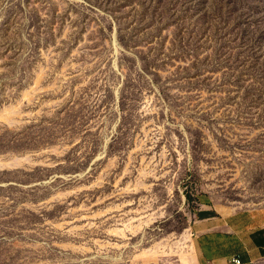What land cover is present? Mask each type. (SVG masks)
Instances as JSON below:
<instances>
[{
  "label": "rangeland",
  "instance_id": "374dc122",
  "mask_svg": "<svg viewBox=\"0 0 264 264\" xmlns=\"http://www.w3.org/2000/svg\"><path fill=\"white\" fill-rule=\"evenodd\" d=\"M203 194L264 210V0H0V264H200Z\"/></svg>",
  "mask_w": 264,
  "mask_h": 264
},
{
  "label": "crops",
  "instance_id": "0c3cea01",
  "mask_svg": "<svg viewBox=\"0 0 264 264\" xmlns=\"http://www.w3.org/2000/svg\"><path fill=\"white\" fill-rule=\"evenodd\" d=\"M200 264H262L264 210H237L197 196L191 223Z\"/></svg>",
  "mask_w": 264,
  "mask_h": 264
},
{
  "label": "built area",
  "instance_id": "2783aa9c",
  "mask_svg": "<svg viewBox=\"0 0 264 264\" xmlns=\"http://www.w3.org/2000/svg\"><path fill=\"white\" fill-rule=\"evenodd\" d=\"M232 262H233L234 264H237V263H238V261H237L236 259H233Z\"/></svg>",
  "mask_w": 264,
  "mask_h": 264
}]
</instances>
